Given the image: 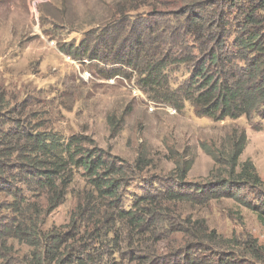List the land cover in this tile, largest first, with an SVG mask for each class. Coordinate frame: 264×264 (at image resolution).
I'll list each match as a JSON object with an SVG mask.
<instances>
[{"label": "trees", "instance_id": "obj_1", "mask_svg": "<svg viewBox=\"0 0 264 264\" xmlns=\"http://www.w3.org/2000/svg\"><path fill=\"white\" fill-rule=\"evenodd\" d=\"M106 6L112 11H106L105 23L89 28L78 43L61 45L62 53L75 60L111 59L132 69L139 89L178 112L188 102L198 117L243 116L253 129L264 128V0H115ZM143 7L147 11L137 13ZM165 16L176 24L173 35L153 26ZM180 65L187 77L174 83L168 70ZM109 71L108 76L120 75L119 68ZM4 109L0 107V264H98L111 257L98 250L107 246L104 240L126 264H264V244L256 238L225 239L193 212L213 200L233 198L264 223V181L251 160L240 161L243 131L231 130L227 145L201 142L213 159L204 182L186 181L192 160L182 155L174 158L167 176L144 177L147 187L125 207L121 192L144 174L150 164L146 156L138 154L131 165L87 147L83 136L65 137L43 123H25L12 113L7 117ZM73 167L82 170L89 191L78 199L65 226H39V218L64 200ZM27 190L35 193L34 201ZM173 204L188 206L189 215L182 221L170 218L164 211ZM171 228L180 237L165 243V255L157 257L158 244L169 239L159 237ZM22 244L28 255L18 260L11 253Z\"/></svg>", "mask_w": 264, "mask_h": 264}, {"label": "rangeland", "instance_id": "obj_2", "mask_svg": "<svg viewBox=\"0 0 264 264\" xmlns=\"http://www.w3.org/2000/svg\"><path fill=\"white\" fill-rule=\"evenodd\" d=\"M112 1L115 0H0V107L8 111L5 116L12 113V117L25 123H43L65 137L83 136L87 147L99 148L131 165L138 154L146 156L150 164L144 174L134 177L121 192L125 207L147 187L144 177L167 176L174 158L182 155L192 160L186 181L204 182L213 159L201 142L227 145L233 129L246 134L240 161L251 160L264 181V128L253 129L243 116L218 121L198 117L188 102L178 112L173 104L153 100L139 89L132 69L112 64L111 59V63L75 60L62 53L61 45L78 43L87 38L89 28L105 23L106 11L110 10L106 5ZM146 11L143 7L137 13ZM174 25L167 16L153 23L154 27L167 30V35L174 34ZM115 68H119L120 75L108 76L109 70ZM168 76L174 83L187 77L181 65L169 68ZM72 175L64 200L39 218V226L42 222L45 229L65 226L78 199L89 191L90 185L80 168L73 167ZM33 193L27 190L28 198H35ZM40 194L41 204L45 205V191ZM4 199L1 197V201ZM170 207L164 211L170 218L182 221L189 215L190 208L184 204ZM193 212L204 217L208 227L225 239L252 236L264 244V223L233 198L213 200ZM180 234L171 228L159 237L169 239L158 244L156 256L165 255V243L177 240ZM9 241L17 243L16 239ZM104 244L107 246L98 250L108 251L111 257L109 261L102 258L98 264H126L112 252L110 242L104 240ZM15 246L14 254L11 253L15 258L21 260L24 254L28 255L26 244Z\"/></svg>", "mask_w": 264, "mask_h": 264}]
</instances>
